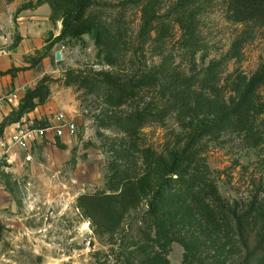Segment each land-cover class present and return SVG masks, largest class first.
<instances>
[{
	"label": "rangeland",
	"instance_id": "obj_1",
	"mask_svg": "<svg viewBox=\"0 0 264 264\" xmlns=\"http://www.w3.org/2000/svg\"><path fill=\"white\" fill-rule=\"evenodd\" d=\"M107 1L119 9L120 2L133 0ZM134 1L139 3L124 10L132 46L128 56L134 54L131 51L142 23L141 0ZM178 1L162 0L156 12L159 21H170L168 36L158 44L152 30L148 41L136 50L141 52L137 56L145 68L165 64L173 79L194 74L201 77L204 120L259 102L258 108L250 111L255 136L227 131L201 143V156L227 209L222 230L202 228L174 182L165 194L167 213L161 225L151 230L144 226L146 203L142 202L127 214L111 243L99 242L88 220L75 208V199L80 193L106 190L111 159L140 170L141 156L124 147L123 133L101 123L125 118L132 106L107 107L84 89L66 87L56 80L50 84L48 100L18 124L46 127L62 114L75 129L61 135L49 130L25 149L9 143L8 152L0 157V264H264V244L257 247L264 234V28L233 21L220 0H195L198 43L196 51L188 54L180 47L182 32L171 18ZM109 12L113 14L112 9ZM60 28L53 24L56 33ZM82 40L56 45L62 58H52L55 72L50 77L60 79L70 67H104L97 64L91 36L84 35ZM38 56L36 52L34 57ZM10 90L7 86L0 91L5 105L0 109V122L18 105L6 99ZM150 98L145 94L138 103ZM16 126L4 129L6 142ZM183 133L171 114L163 122L145 123L139 143L164 151L175 146ZM236 218H240L239 224ZM97 251L100 253L95 254Z\"/></svg>",
	"mask_w": 264,
	"mask_h": 264
},
{
	"label": "trees",
	"instance_id": "obj_2",
	"mask_svg": "<svg viewBox=\"0 0 264 264\" xmlns=\"http://www.w3.org/2000/svg\"><path fill=\"white\" fill-rule=\"evenodd\" d=\"M161 2L141 0L142 23L137 45L131 51L134 53L132 56H128L132 46L124 10L129 4L139 1L120 2L121 8L115 9L107 0H27L15 11L16 15L23 9H33L46 3L50 8L49 20L52 24L57 21L61 24L56 36H53L52 31L48 32L44 40L46 44L42 50L36 51L39 56L33 57L34 61H39L55 44L81 41L84 35H90L97 64L104 67H70L65 69L60 79L43 75L32 87L25 88L17 108L12 109L0 122V137L5 127L18 123L23 116L48 100L50 84L56 80H61L66 87L84 89L100 98L107 107L118 108L126 103L132 106L125 118L101 120V123L123 133L124 147L141 156L140 170L134 171L117 159H111L107 166L106 190L80 193L75 199V208L88 220L93 236L101 243H111L127 214L142 202L146 203L144 226L151 230L152 226L161 225L167 213L165 194L174 182L182 190L186 208L197 223L208 231L220 232L227 217V209L208 165L201 156V143L205 138L215 139L227 131L244 132L250 137L256 134L250 111L257 109L259 102L236 106L210 120H204L202 103L205 93L199 87L201 77L194 74L173 79L165 64L149 69L142 64L137 56L141 52L136 50L140 51V45L148 41L149 33L155 30L154 39L160 44L171 30L169 20H158L156 12ZM194 2L179 0L171 11V18L182 32L180 47L188 54L196 51L198 43L199 18ZM220 2L233 21L264 28V0ZM111 9L113 14L109 12ZM52 58L55 59V55ZM24 69L11 67L0 71V75L10 74L13 77L17 71ZM261 72L264 76V65ZM145 94L151 96L150 100L139 104L138 99L140 101ZM171 114L184 132L175 146L158 151L150 145L139 143V133L145 123L163 122V118ZM239 221L240 218H236L237 224ZM169 233L168 227L166 235ZM182 244L186 247V243ZM262 244L264 234L257 247ZM262 247L264 249V245ZM99 253L97 251L95 254Z\"/></svg>",
	"mask_w": 264,
	"mask_h": 264
},
{
	"label": "crops",
	"instance_id": "obj_3",
	"mask_svg": "<svg viewBox=\"0 0 264 264\" xmlns=\"http://www.w3.org/2000/svg\"><path fill=\"white\" fill-rule=\"evenodd\" d=\"M25 1L27 0H0V71L11 67L25 68L17 71L13 77L10 74L0 75V91L9 86L11 90L6 96L15 94L17 97V102L12 101V105L18 103L25 87H32L43 75L55 72L51 66V55H55L58 51L55 44L39 61L32 59L36 51L42 50L46 44L44 40L48 32L52 31L53 36L58 33L54 31L53 24L49 20L50 8L46 3L33 9H23L15 15L16 9ZM58 22L56 26H61ZM3 108L5 105L0 104V109ZM15 124L6 127L5 132L11 127L13 129Z\"/></svg>",
	"mask_w": 264,
	"mask_h": 264
},
{
	"label": "built area",
	"instance_id": "obj_4",
	"mask_svg": "<svg viewBox=\"0 0 264 264\" xmlns=\"http://www.w3.org/2000/svg\"><path fill=\"white\" fill-rule=\"evenodd\" d=\"M5 97L8 99V101H13L14 99L17 102V97L15 94H8L7 96L5 95ZM2 101L3 97L0 96V104ZM74 129V123L67 121L62 114L56 115L55 119L52 121V124L46 127L28 128L21 127L17 123V126L14 128L8 142L4 140L3 136L0 137V157L8 152L9 143L15 144L18 147L25 149L31 141L43 137L44 134L49 130H53L57 134L61 135L64 131L67 133H73Z\"/></svg>",
	"mask_w": 264,
	"mask_h": 264
},
{
	"label": "water",
	"instance_id": "obj_5",
	"mask_svg": "<svg viewBox=\"0 0 264 264\" xmlns=\"http://www.w3.org/2000/svg\"><path fill=\"white\" fill-rule=\"evenodd\" d=\"M62 58V54H61V52L60 51H57L56 53H55V59L56 60H60Z\"/></svg>",
	"mask_w": 264,
	"mask_h": 264
}]
</instances>
